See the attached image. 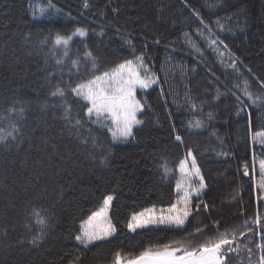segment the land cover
Here are the masks:
<instances>
[{"label": "trees", "instance_id": "1", "mask_svg": "<svg viewBox=\"0 0 264 264\" xmlns=\"http://www.w3.org/2000/svg\"><path fill=\"white\" fill-rule=\"evenodd\" d=\"M36 2L46 7L41 19L32 18ZM84 3L0 0V264H112L116 252L215 237V221L238 233L230 263H258L264 146L253 136L264 131V103L251 105L244 91L247 84L259 95L264 83V0ZM76 28L87 35L55 44ZM138 56L158 85L140 93L145 110L133 139L114 141L71 88ZM58 87L63 96L52 94ZM190 149L206 184L192 204L209 210L183 228L129 231L133 213L175 202L178 165ZM107 195L116 236L85 248L76 236Z\"/></svg>", "mask_w": 264, "mask_h": 264}, {"label": "snow or ice", "instance_id": "2", "mask_svg": "<svg viewBox=\"0 0 264 264\" xmlns=\"http://www.w3.org/2000/svg\"><path fill=\"white\" fill-rule=\"evenodd\" d=\"M84 6H88L87 0H85ZM86 35L85 29L76 28L71 36L57 35L55 44L67 46L72 36L84 37ZM212 43L215 44L216 41L213 40ZM87 55L91 56V53H87ZM136 61L138 63H134L132 60H125V62L118 64L110 71H105L102 75H93L91 79L71 88L76 97L87 102L85 105L86 116L89 119L94 116L95 120L92 121L93 123L101 124L104 127L106 125L103 124V121L111 120V126H108V130L111 132L114 141L127 140L133 135L134 126L142 123L141 120L137 119V113L143 110L144 105L137 99V88L144 90L157 83L154 78L148 75L146 68L145 74L141 75L139 69L143 66V56L136 57ZM76 63V61H73L74 65ZM92 67L93 69L96 68L94 60ZM52 94L63 96L64 91L58 87ZM244 95L251 105H257L258 102L264 103V83L261 84V94L256 96L247 91L246 84ZM21 111L23 110L21 109ZM209 119H212L211 113H209ZM76 123L79 124L80 121L77 120ZM200 126V122L197 121L195 127ZM2 139L3 137H0V140ZM175 139L182 142L179 135ZM253 140L264 146V131L255 133ZM187 157L191 158L190 162ZM187 157L179 162V172L183 179L176 183L177 199L175 203H172L166 210H157L153 207L133 213L127 223L129 231L136 232L137 229H145L150 225L182 227L194 212H198L201 208L205 211L209 210V205L206 203L192 204L193 195L195 194L198 197L206 187V184L191 150L188 151ZM258 167V187L264 190V159L259 161ZM244 168V175L247 176L249 174L247 164H245ZM167 171L168 169L165 168L166 174ZM192 177L199 179L198 188L192 186ZM113 199L112 195L105 196L99 209L94 211L88 218L86 226H81V234L76 236V240L84 245L85 248L96 241H107L115 235L116 227L109 216ZM261 199H264V197H261ZM35 214L39 216V213ZM39 222L41 224L44 223L43 219H40ZM214 223L216 225L215 230L218 233L215 237H201L198 241L176 242L179 246L175 247L166 244L160 248H147L138 254L122 255L121 252H116L112 264H229L230 253L236 252L240 246L237 240L238 233L236 230L228 229L220 231L219 221ZM254 223L258 227L264 228V225H261L259 214L255 218ZM243 226L248 229V232L253 231L248 220L244 221ZM202 231V228H196V233ZM246 235V232H239L241 237ZM39 238L34 236L29 242L36 244ZM257 247L264 249V245H257ZM248 252L251 253V248L248 249ZM258 264H264V255L259 257Z\"/></svg>", "mask_w": 264, "mask_h": 264}, {"label": "rangeland", "instance_id": "3", "mask_svg": "<svg viewBox=\"0 0 264 264\" xmlns=\"http://www.w3.org/2000/svg\"><path fill=\"white\" fill-rule=\"evenodd\" d=\"M31 14H32V18L33 19H41L43 16H44V14H45V12H46V7L44 6V5H42V4H40L39 2H36L34 5H32V7H31ZM134 63H138V61H136V59H134V60H132ZM145 68L147 69V71H148V75L149 76H151L152 78H154L156 81H157V83H154V84H152V86L150 87V88H148V89H144V90H141V89H139V88H137V90H136V96H137V99L138 100H140L141 101V103L144 105V101H143V98L141 97V95H140V93H147L148 91H150L151 89H153L154 87H156L157 85H158V80H157V78L154 76V74L152 73V71H151V69H150V67L145 63V61H144V59H143V66L139 69V71H140V73H141V75L143 76L144 74H145ZM144 110H145V105H144V107H143V110L141 111V112H138L137 113V119H139V120H141L142 121V119H141V114L144 112ZM94 117V116H93ZM105 121H107L108 123H109V126H111V120L110 119H108V120H105ZM142 125V123L141 124H139V125H136V126H134V128H133V132H134V130L136 129V128H138L139 126H141ZM133 139V135L132 136H130L127 140H116V141H118V142H130L131 140ZM191 150V149H190ZM189 151V150H188ZM188 151H186V154H185V156H184V158L183 159H185L186 157H187V153H188ZM191 152H192V154H193V156H195V154H194V152L191 150ZM188 159H189V162H190V160H191V158L190 157H187ZM195 158H196V156H195ZM196 163H197V166L199 167V169H200V173H201V175L203 176V173H202V170H201V168H200V165H199V163H198V161H197V158H196ZM189 167H190V163H189ZM203 178H204V176H203ZM182 176H181V173L179 172V165H178V181H182ZM204 182H205V180H204ZM191 183H192V186L193 187H196V188H198L199 187V179L197 178V177H192V179H191ZM205 189H206V187L202 190V192H201V194L199 195V196H201L202 194H203V192L205 191ZM198 196V197H199ZM195 197H197L195 194L193 195V198H195ZM176 199H177V192H176ZM176 199H175V201H176ZM192 202H193V199H192ZM175 203V202H174ZM170 207V206H169ZM150 208H153V207H150ZM155 209H157V210H160V209H167L168 207H166V208H156V207H154ZM110 211H111V208H110V210H109V216H110ZM111 218V217H110ZM189 219V218H188ZM88 221V219L82 224V225H85L86 226V222ZM188 221V220H187ZM187 221L185 222V225H186V223H187ZM185 225H183L182 227H176V226H171V227H169V226H166V225H150V226H148V228H145V229H151V228H160V227H168V228H183V227H185ZM137 230H142V229H137ZM116 236V233H115V235L113 236V237H115ZM113 237H110L109 238V240L111 239V238H113ZM96 242H103V241H96ZM96 242H94V243H96ZM256 264H258V263H256Z\"/></svg>", "mask_w": 264, "mask_h": 264}]
</instances>
